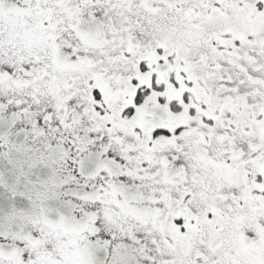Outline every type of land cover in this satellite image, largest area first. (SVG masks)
Instances as JSON below:
<instances>
[{"label":"snow or ice","instance_id":"snow-or-ice-1","mask_svg":"<svg viewBox=\"0 0 264 264\" xmlns=\"http://www.w3.org/2000/svg\"><path fill=\"white\" fill-rule=\"evenodd\" d=\"M0 264H264V0H0Z\"/></svg>","mask_w":264,"mask_h":264}]
</instances>
